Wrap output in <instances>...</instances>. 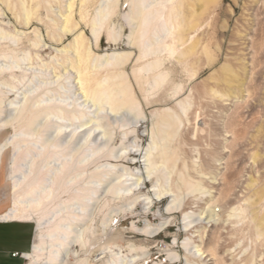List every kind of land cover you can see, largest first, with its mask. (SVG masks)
<instances>
[{"label":"rangeland","instance_id":"obj_1","mask_svg":"<svg viewBox=\"0 0 264 264\" xmlns=\"http://www.w3.org/2000/svg\"><path fill=\"white\" fill-rule=\"evenodd\" d=\"M103 1L75 0L71 11L79 26L61 40L62 33L51 19L61 24L62 18L43 8L41 20L35 18L28 27L18 23L28 38L0 41V64L19 62L25 69L0 78V88L11 90L0 106V144L22 129L16 116L28 97L79 102L87 110L75 124L52 117L69 125L67 135L58 137L64 142L72 129L90 120L87 130L69 144L76 150L75 165L84 175L73 190L66 186L58 201L82 191L84 181L95 186L89 217L76 229L83 233L87 228L84 239L96 238L89 247L91 264H108L115 253L120 257L117 264H122L121 259L124 264H264V0L207 4L185 0L182 10L187 19L192 21L198 13L201 25L189 31L185 46L196 43V48L168 59L169 85L158 92L150 89V100L156 99L151 103L134 78L142 62L137 59L138 48L128 45L129 30L120 35V21L111 17L116 41L109 38L108 25L100 31L99 41L92 34L91 21ZM66 3L57 0L52 6L65 16ZM120 6L118 14L126 8ZM10 8L0 1V27L13 34L8 22L17 19ZM82 30L90 49L91 73L98 72L97 78L107 81L115 73L130 75L137 99L143 102L137 106L136 116L124 110L115 113L109 103L101 105L84 97L75 70L69 71L67 54L56 50L72 48ZM39 35L48 44L37 51L34 43ZM131 51L115 72L113 67L121 62V55ZM176 90L179 93L173 97ZM167 112H176L181 121L170 128L171 136L156 135L159 120ZM42 128L37 129L43 132ZM88 130L91 136L86 140ZM54 136L55 126L42 134L43 139ZM87 146L93 152L84 161ZM13 154L8 145L1 158L0 213L9 209L14 197ZM150 162L156 168L148 176ZM97 173H106L104 182L91 177ZM198 184L199 189L194 190ZM147 224L153 227V236L140 233ZM32 225L36 235V224ZM73 248L84 257V249ZM198 248L205 251V258L199 257Z\"/></svg>","mask_w":264,"mask_h":264},{"label":"bare ground","instance_id":"obj_2","mask_svg":"<svg viewBox=\"0 0 264 264\" xmlns=\"http://www.w3.org/2000/svg\"><path fill=\"white\" fill-rule=\"evenodd\" d=\"M0 1L8 8L11 7L10 9L17 19L16 22H8L14 28L13 34L0 27V41L9 37H14L16 40H23V36L28 38L25 31L20 30L18 26L24 24L28 27L34 23L35 18L41 20L40 15L43 8L55 13L58 18H62L61 24L56 19H51L55 28L62 33L59 37L60 40L71 34L79 26V23H74L71 11L75 5V0H67L65 6L68 9V14L65 16L59 14L52 6V2L57 0ZM87 1L82 0V3ZM184 1L104 0L100 3L96 17L91 21V31L97 41L101 37L100 31L105 25H108L109 38L116 41L118 36L115 33V27L110 24L111 17L120 21V35L125 30H129V34L126 35L128 45L138 48L137 59L142 62L140 67L133 73L134 78L141 87L148 103L156 101V99L150 100V89H155L154 92H158L161 89L166 90L169 85V71L166 67L168 59L175 53H179V57H181L193 52L196 48V43L187 48L185 44L189 39V31L201 27L197 21L198 13L192 16V21H190V18L188 20L182 10ZM201 1L207 4L215 0ZM119 5L122 7L126 5V11L124 10V12L118 14L117 8ZM20 18H23V21H20ZM83 32L82 30L74 38L72 48L56 50L67 54L66 59L71 61L69 71L75 70L78 80L76 84L80 85L84 97L86 99L92 98L93 101L101 105L109 103L115 113L124 110L136 116L137 106L143 104V102L137 99L130 75L126 72L115 73L111 76V81H107L98 79V72L91 73L89 66L90 49L85 43ZM48 34L52 39H56L52 32H48ZM47 44L48 42H44L39 35V41L34 43V47L37 51H40L46 49ZM180 48L182 49L181 52ZM12 50L14 51V49ZM36 54L38 55V52ZM132 54L133 51L121 55V62L116 64L113 70L117 72L120 65L127 61ZM5 58H8V55H5ZM14 63L10 66L0 64V78L9 72V76H14L19 70L25 72L19 62ZM54 69H56V66H54ZM22 76L25 77V73ZM11 88L15 89L16 85L11 84ZM9 91L3 87L0 88V106L3 96L7 95ZM178 93L179 91H174L173 97ZM86 114L87 110L79 102L68 103L66 100L59 101L51 98L48 101H43L41 97L32 100L28 97L16 116V119L23 123L25 129L22 127L21 130L14 132L5 143L0 144V164L2 154L8 145H12L14 153L10 173L14 197L11 206L0 218L36 224V235L32 250L25 254L28 264H76L78 262L91 264L88 262L91 254L89 247L92 246L96 238L93 241L84 239L85 229L87 228L83 230V233H76V229L81 221H85L89 217V205L95 186L90 184V180L84 181L85 186L82 191L71 192L70 198L58 201L62 192L66 190V186L73 190L74 185L84 175L83 171L80 172L79 167L75 165L76 150L69 144L71 139L77 136L79 132L87 130V125L90 122V120L81 122L77 126L80 130L72 129L68 134L70 139L64 142L58 140V137L67 135L65 128L69 125H64L58 119L69 120L71 124H75L76 119L83 118ZM180 121L181 119L176 112L165 113L159 120L161 128L157 129L155 134L171 136L170 128L177 126ZM39 125L43 127V132L37 129ZM53 126L56 127V136L52 139L49 137L43 139L42 134L48 133ZM85 133L86 140H88L91 136V130ZM153 145L157 146V143L153 141ZM89 149L90 146L85 149L84 161L92 156L93 151L92 149L89 151ZM149 160L151 159L148 158L147 161ZM147 166V173L150 176L155 170L156 164L150 162ZM105 174L97 173L91 177L97 178L99 182H104ZM137 180L140 181L141 177ZM197 189H199V184L194 188V190ZM127 190H131V188L129 187ZM161 194H159V197H161ZM161 227L162 225L158 229ZM152 229L153 227L147 224L145 228L140 230V233L153 236ZM75 245H79L84 249V257H80L77 250L73 248ZM196 252L200 258L207 256L201 248H198ZM117 255L119 254L115 253L108 264H117L120 260ZM137 259L138 256L132 258L133 261ZM124 262L125 259H121V263L124 264ZM146 262L144 261L143 264H149L150 261Z\"/></svg>","mask_w":264,"mask_h":264},{"label":"crops","instance_id":"obj_3","mask_svg":"<svg viewBox=\"0 0 264 264\" xmlns=\"http://www.w3.org/2000/svg\"><path fill=\"white\" fill-rule=\"evenodd\" d=\"M34 241L31 222L0 218V264H28L25 254L32 250Z\"/></svg>","mask_w":264,"mask_h":264},{"label":"built area","instance_id":"obj_4","mask_svg":"<svg viewBox=\"0 0 264 264\" xmlns=\"http://www.w3.org/2000/svg\"><path fill=\"white\" fill-rule=\"evenodd\" d=\"M18 253H15V255H17Z\"/></svg>","mask_w":264,"mask_h":264}]
</instances>
